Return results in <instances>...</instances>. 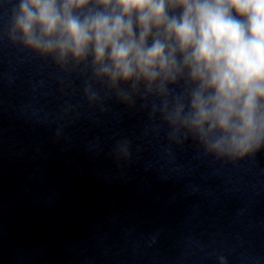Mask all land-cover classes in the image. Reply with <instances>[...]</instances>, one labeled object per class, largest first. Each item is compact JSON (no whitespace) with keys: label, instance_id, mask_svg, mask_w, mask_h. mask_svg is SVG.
I'll return each instance as SVG.
<instances>
[{"label":"clouds","instance_id":"clouds-1","mask_svg":"<svg viewBox=\"0 0 264 264\" xmlns=\"http://www.w3.org/2000/svg\"><path fill=\"white\" fill-rule=\"evenodd\" d=\"M7 38L63 71L90 69L130 106L151 101L172 142L227 161L264 149V0H16Z\"/></svg>","mask_w":264,"mask_h":264}]
</instances>
